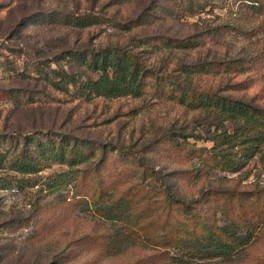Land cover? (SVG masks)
I'll list each match as a JSON object with an SVG mask.
<instances>
[{"label": "rangeland", "instance_id": "1", "mask_svg": "<svg viewBox=\"0 0 264 264\" xmlns=\"http://www.w3.org/2000/svg\"><path fill=\"white\" fill-rule=\"evenodd\" d=\"M184 5V0H0V134L47 130L95 140L107 149L104 153L97 148L89 162L78 166L77 172L85 174L77 183L75 169L67 172L68 166L61 163L24 175L35 179L34 185H21L14 178L21 175L0 168V264H264V158L260 152L234 171L215 162L212 153L203 149L212 144L207 139L214 128L211 116L166 92L167 79L153 78L159 89L147 86L140 96L87 100L73 85L57 88L35 70L39 63L45 70L47 64L68 68L63 51L68 48L124 43L135 34L147 38L195 35L199 44L189 48L148 45L147 63L174 71L181 62L245 58L251 63L248 71L228 75L220 66L216 73L198 76L195 85L264 105V12L243 0H211L192 11ZM89 10L120 22L142 13L141 23L127 31L108 23L79 28L67 23L62 14L45 15ZM238 81L237 89L228 93L230 83ZM13 91L22 98H13ZM114 145L125 146L144 165L112 150ZM95 165L109 185H103V197L98 180L89 172ZM152 169L185 200L208 189L206 203L194 208L213 227L238 220L240 233L250 234L238 252L227 258L192 250L185 242L205 234L198 228L196 235L192 230L187 235L179 232L189 240L178 244L149 238V219L163 218L167 208L174 214L175 208L165 201L163 185ZM120 193L125 194V214L105 216L99 207L114 203ZM186 213L194 218L197 212ZM200 219L183 224L199 227ZM128 227L135 232L127 236L121 250L110 252L97 245L101 234L116 229L128 232ZM157 227V233H163L160 224Z\"/></svg>", "mask_w": 264, "mask_h": 264}, {"label": "trees", "instance_id": "2", "mask_svg": "<svg viewBox=\"0 0 264 264\" xmlns=\"http://www.w3.org/2000/svg\"><path fill=\"white\" fill-rule=\"evenodd\" d=\"M210 1L184 0V7L192 11L197 8H203ZM243 1L249 3L256 11L264 12V0ZM51 13H46L45 15L62 14L63 19L74 27L84 28L108 23L113 27L126 31L141 23L140 17H142V13H140L133 19L120 22L92 10L82 13L65 11ZM54 18L57 19L55 21L62 22L63 20L59 16H54ZM130 38L124 43L116 42L98 47L65 49L63 51L66 55V62L69 65L68 68L64 66L52 67L47 64L48 69L45 70L39 63L35 65V70L39 75L45 76L57 88L73 85L77 88L79 96L87 100L97 96L106 98L124 95L140 96L144 93L147 86H155V89H159L156 87L157 81L153 80V78L167 79L168 82L163 87L166 92L182 103L193 108H200L211 116L214 128L209 131L207 139L211 140L212 144L210 147L204 146L203 149L212 153L215 162L226 169L229 168L234 171L241 168L251 156L258 152H260L261 158H264V105H257L251 101L233 97L230 94H223L211 86L198 89L195 85V79L198 76L214 70L216 73V69L220 66H222L223 72L228 75H232L231 73H244L251 67L250 60L232 58L221 61L181 62L174 71H168L147 63L146 52H148V45L161 48L168 47L170 49L189 48L199 44L196 39L197 36L167 37L164 35H153L147 38L144 35L135 34ZM72 66H77L79 69H73L74 67ZM82 75H84L83 78ZM149 78H152V80L150 81ZM240 84L242 83L240 82ZM236 85L239 86V81L233 84L230 83L229 87H227L230 88L228 93L235 91L237 89ZM10 95L15 99L22 98L14 91L10 92ZM197 136L200 137L201 134L198 133ZM97 148H101L102 152L105 153L106 145L77 136L70 137L65 134H53L47 130L40 133L28 132L20 135L0 134V168L6 167L21 175L14 177L21 185H34L36 180L26 178L24 175L37 174L53 163H61L68 166L69 171L67 170V172L75 169L74 178L77 183L78 177L81 176L82 178L85 173L77 172L76 169L79 168L80 164L89 162L90 157L95 154ZM111 149L117 150L122 156L126 154L128 158L135 159L134 154L123 145H114ZM135 160L144 165L140 159ZM98 165L92 166L89 172L93 173L98 180V188L100 187L99 196L103 197L106 194L104 193L106 189L103 188L109 185L105 183L103 174L97 168ZM152 171L163 185V194L168 206H175V208L173 210L174 214L169 212L167 208L163 218L159 215H154L153 219H149L152 223L146 227L147 230L149 229V234L152 235V237L148 236L149 238H153L161 244L170 242L178 244L182 239L189 240L188 236L180 237L179 232H184L187 235V230H192L193 235H196L198 228L200 231H205V234L192 241L183 242L192 250H198L204 256H223L227 258L238 252V246L243 245L248 240L250 234L248 232L246 234L240 233L238 220L231 219L227 225H222L218 228L213 227L205 216L200 211H197V208H194L196 204H202L203 206L206 203L209 198L206 194L208 189L201 190L199 197L185 200L176 195L173 188L158 171L154 169ZM61 174L55 173V175ZM116 175H119V173ZM124 195V193L115 195L114 203L111 202L105 207H99V209L107 217H118L121 214H125L126 203L122 199ZM154 202L155 200H153ZM188 210L197 212L194 218L187 215L186 212ZM148 214L150 215L151 213ZM179 214L182 215L180 218L178 217ZM147 215L143 216L144 221L148 220L149 217ZM195 218L197 220L201 218L199 227L193 226ZM191 222L193 223L191 228L183 224ZM158 224H160V229L164 230L161 234L157 233ZM128 229V232L116 229L113 233L101 234L100 236H103V238L102 240L99 239L97 245L103 246V249L106 247L110 252L121 250L128 240L127 236L133 231L130 227Z\"/></svg>", "mask_w": 264, "mask_h": 264}]
</instances>
